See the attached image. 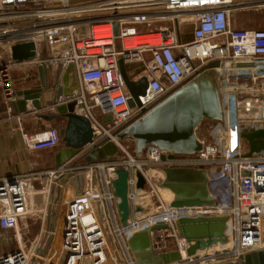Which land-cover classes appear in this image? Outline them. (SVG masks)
I'll return each mask as SVG.
<instances>
[{
  "label": "built area",
  "instance_id": "2783aa9c",
  "mask_svg": "<svg viewBox=\"0 0 264 264\" xmlns=\"http://www.w3.org/2000/svg\"><path fill=\"white\" fill-rule=\"evenodd\" d=\"M262 10L264 0H0L4 98L12 99L11 64L41 66L52 83L67 85L47 109L74 102V112L87 119L91 131V139L59 165L0 177V229L18 233L19 223L35 205L32 195L45 201L38 217L46 221L57 178L76 170L75 183L64 184L58 202L63 218L55 256L49 252L43 264H137L128 239L160 223L165 227L149 230L151 250L179 254L165 264L236 262L264 247V152L246 155L248 145L241 137L243 132L264 129V27L236 26V13ZM182 17L187 20L180 22ZM186 24L194 25L193 39L182 42L180 26ZM24 42L34 43L35 57L13 63L11 45ZM119 58L124 64L143 66L140 72L134 66L127 71L133 73V81L147 79L145 93L138 95L139 105L129 106ZM213 60L224 74L218 86L223 116L212 121L208 138L202 139L203 150L162 160V151L154 145L135 153L131 139L117 138L115 131L141 108ZM22 115H16L19 125ZM22 139L31 152L61 142L59 128L52 126L22 134ZM106 142L117 146L114 154L104 153ZM164 166L205 168L214 204L171 205L173 198L165 200L161 192ZM117 170L128 173L125 225L112 184ZM137 172L144 179L143 187L137 186ZM207 216L227 217L229 244L188 255L189 243L176 224L181 218ZM46 226L42 221L28 246L1 254L0 264H33L46 238Z\"/></svg>",
  "mask_w": 264,
  "mask_h": 264
},
{
  "label": "water",
  "instance_id": "95a60500",
  "mask_svg": "<svg viewBox=\"0 0 264 264\" xmlns=\"http://www.w3.org/2000/svg\"><path fill=\"white\" fill-rule=\"evenodd\" d=\"M187 18H180V22ZM193 24L181 25L182 42L193 39ZM119 48V47H118ZM36 55L33 42L14 43L11 45V60L22 62L32 59ZM119 68L123 76L124 83L130 93L129 106L135 103L139 105L138 95L144 94L147 88V79L142 76L138 81H133L130 77L133 73H128L133 66L135 72L143 69L141 64H124L122 59L118 60ZM219 62L216 60L205 64L198 72L190 76L182 85L159 98L149 107L141 108L138 115L115 131L118 139L124 141L131 139L134 143V152L141 153L146 145H154L162 151V160L170 158L175 154H193L203 150L204 141L196 135V129L203 120H222V105L219 93V80L224 74L219 73L216 67ZM40 83L23 89H13L12 107L16 113H26L29 110L37 112V116L51 122L57 118L64 119V125L59 128L62 146L54 155L55 166L64 159L75 154L80 147L91 139V131L85 117L74 112V102L59 104L55 106L54 112H42L40 103L42 92L46 88L44 71L38 66ZM30 102L31 107L27 104ZM55 103V99L51 104ZM110 116L104 118L108 121ZM241 137L248 145L246 155L253 152H264V129H257L253 132H243ZM117 151V146L112 142H106L104 153L111 155ZM86 160H90L87 156ZM163 179L160 183L162 188H167L173 193L171 205H212L214 199L208 189V173L205 168L199 167H161ZM244 173L248 174L247 170ZM117 177L113 180L114 194L120 198L117 209L120 213V221L123 225L129 214L127 203V176L126 170H117ZM137 186L143 187L144 179L137 172ZM77 171L71 170L59 176L56 181L53 196V204L60 201L63 186L70 181L75 183ZM11 178V176H9ZM58 209L53 208L48 216L47 235L41 247V251L33 264H43L46 260L53 235L55 231V221ZM226 216H207L195 218H181L176 226L182 237L189 246L187 254L192 255L198 249H204L217 242H225L227 236ZM165 227L160 223L150 229ZM150 229H143L134 233L128 239V245L133 251L137 264H165L179 258L176 250L155 254L150 247ZM206 264H211L207 262ZM218 264H264V247L252 250L240 256L236 262L227 261Z\"/></svg>",
  "mask_w": 264,
  "mask_h": 264
},
{
  "label": "crops",
  "instance_id": "0c3cea01",
  "mask_svg": "<svg viewBox=\"0 0 264 264\" xmlns=\"http://www.w3.org/2000/svg\"><path fill=\"white\" fill-rule=\"evenodd\" d=\"M29 67L24 74H10V84L13 89H23L36 86L40 83V77L37 67L24 64ZM35 71H32L33 69ZM45 78L46 88L40 97V103L44 110L42 112H54L53 109H47L55 97L67 90L65 83L54 84L48 78ZM12 99H3L4 107L0 106V177L21 175L35 168H45L55 165L54 155L58 152L57 148L40 150L37 152L29 151L22 139V134H30L50 127L56 121H63V118H57L48 122L33 111L23 113L20 125L16 120V113L12 107ZM31 107L30 102L27 104ZM25 120V122H23ZM10 127H12L10 129ZM18 127V128H17ZM61 125L58 127L60 128ZM62 146V142H61ZM173 198V197H172Z\"/></svg>",
  "mask_w": 264,
  "mask_h": 264
},
{
  "label": "rangeland",
  "instance_id": "374dc122",
  "mask_svg": "<svg viewBox=\"0 0 264 264\" xmlns=\"http://www.w3.org/2000/svg\"><path fill=\"white\" fill-rule=\"evenodd\" d=\"M236 26L239 28L264 27V10H262L261 12L243 11V12L236 13ZM27 68L29 69V67L27 65H24V64H11L10 74L11 73H12V75L13 74L14 75L24 74V73H26L25 70H27ZM32 71H35V70L33 69ZM3 99H4V94H3L2 89L0 87V106H2V107H4ZM23 122H25V120ZM211 124H212V120H203L200 123V125L196 129V135L199 139H203V138L207 139L208 138V132H209ZM60 125H61V127L64 125V122L61 120L56 121L51 126L58 128ZM11 128L12 127H10V129ZM132 144L134 145L133 141H132ZM162 196L165 200H169V199H166V197L163 195V193H162ZM32 197L34 199L33 204H35V205L31 207V209H30L31 213L24 220H22V222L19 223L18 233L16 234L14 230H6L5 231V230L0 229V255L7 253V252H10V251H13L16 248H18V246H23V247L28 246L29 243L33 240V238L37 234V232L41 226L42 221L44 222L45 226L47 225L48 217H47L46 221L42 220V218L38 217L39 216L38 209H44L45 208L44 207L45 201L42 200V197L40 195H32ZM53 207L54 208L57 207V209H58V215H57V218L55 221L56 235L55 234L53 235V239H54V236H56V238L54 240H56L55 245L58 247L57 243H58V239H59V232H60V227H61L62 218H63V208L61 206H59V203H57V206L53 205ZM56 222H59L58 228L56 226ZM46 229H47V226H46ZM226 229H227V226H226ZM15 234H16V236H15ZM53 241H52V243H53ZM52 243H51L50 250H49L50 253L52 252L51 251L52 247H53Z\"/></svg>",
  "mask_w": 264,
  "mask_h": 264
},
{
  "label": "bare ground",
  "instance_id": "6f19581e",
  "mask_svg": "<svg viewBox=\"0 0 264 264\" xmlns=\"http://www.w3.org/2000/svg\"><path fill=\"white\" fill-rule=\"evenodd\" d=\"M161 192L163 193V195L166 197V199H172V197H173V193L169 190V189H167V188H162L161 187ZM62 194V193H61ZM55 205V204H54ZM55 206H57V205H55ZM52 208H54L53 206H51L50 207V212H51V209ZM57 208V207H56ZM49 212V213H50ZM58 225H59V222H56V226H57V228H58ZM54 234L56 235V231H54ZM225 234H226V232H225ZM56 238V236H54V239ZM53 239V240H54ZM56 243V240H54L53 241V247H54V244ZM228 245L229 244V242H228V238H227V240L225 241V242H217V243H214V244H212V245H210V246H208L206 249H205V251L206 250H212V249H218L219 247H221L222 245ZM53 247H52V249H53ZM50 255H53V256H55V250L53 249L52 250V252L50 253Z\"/></svg>",
  "mask_w": 264,
  "mask_h": 264
},
{
  "label": "flooded vegetation",
  "instance_id": "af4514ba",
  "mask_svg": "<svg viewBox=\"0 0 264 264\" xmlns=\"http://www.w3.org/2000/svg\"><path fill=\"white\" fill-rule=\"evenodd\" d=\"M60 147H61V142L58 145H56L54 148L55 149L57 148V150H58V149H60Z\"/></svg>",
  "mask_w": 264,
  "mask_h": 264
}]
</instances>
